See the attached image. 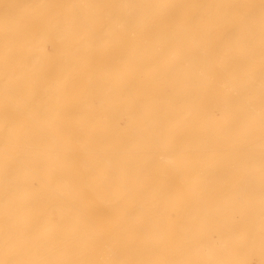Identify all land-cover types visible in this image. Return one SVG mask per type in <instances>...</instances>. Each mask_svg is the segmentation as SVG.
Segmentation results:
<instances>
[{"label": "bare ground", "instance_id": "obj_1", "mask_svg": "<svg viewBox=\"0 0 264 264\" xmlns=\"http://www.w3.org/2000/svg\"><path fill=\"white\" fill-rule=\"evenodd\" d=\"M252 176L264 0H0V264H249Z\"/></svg>", "mask_w": 264, "mask_h": 264}, {"label": "rangeland", "instance_id": "obj_2", "mask_svg": "<svg viewBox=\"0 0 264 264\" xmlns=\"http://www.w3.org/2000/svg\"><path fill=\"white\" fill-rule=\"evenodd\" d=\"M229 181L246 182L247 184H252V190L254 191L253 193L259 192L260 189H263L261 191L264 192V176L229 178ZM253 214L254 215L251 217L249 226L246 225L245 228L240 229L242 231L241 234L245 235L242 239L236 240L234 247H237V250L240 248L246 249L247 252L245 253L244 258L249 264H264V227L262 225L264 224V214L262 217L258 216V211H254ZM233 230H235V232L237 231L236 229ZM235 232L231 233H234V236H239V234H236ZM238 233L240 232L238 231ZM217 234V231L211 233L212 239L217 240Z\"/></svg>", "mask_w": 264, "mask_h": 264}]
</instances>
